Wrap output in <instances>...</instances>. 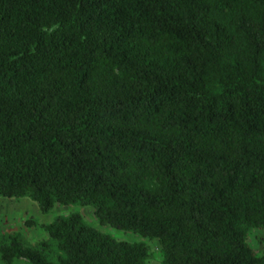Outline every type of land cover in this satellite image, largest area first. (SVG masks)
I'll use <instances>...</instances> for the list:
<instances>
[{
  "label": "trees",
  "instance_id": "trees-1",
  "mask_svg": "<svg viewBox=\"0 0 264 264\" xmlns=\"http://www.w3.org/2000/svg\"><path fill=\"white\" fill-rule=\"evenodd\" d=\"M0 198L88 207L160 264H264V0H0ZM41 229L55 264L150 257ZM46 249L10 233L0 261Z\"/></svg>",
  "mask_w": 264,
  "mask_h": 264
},
{
  "label": "rangeland",
  "instance_id": "rangeland-1",
  "mask_svg": "<svg viewBox=\"0 0 264 264\" xmlns=\"http://www.w3.org/2000/svg\"><path fill=\"white\" fill-rule=\"evenodd\" d=\"M72 213L78 214L88 225L116 241L143 243L150 255L144 264H160L161 256L158 244L154 239L141 238L130 232H123L108 226H100L93 217L92 210L88 207L54 206L48 213L42 214L37 209L35 203L28 198H0V242H5L6 236L14 233L26 246L37 247L38 244L44 243L47 247L44 252L45 258L55 264L56 251L54 245L47 238L41 227L57 217ZM261 236L262 234L257 230H253L248 234L247 243L252 249L258 250L260 248L257 239ZM0 264L3 263L0 261ZM10 264L27 263L24 260H14Z\"/></svg>",
  "mask_w": 264,
  "mask_h": 264
}]
</instances>
